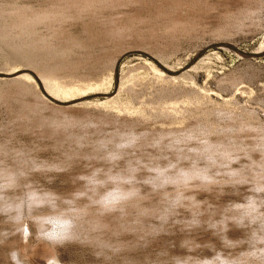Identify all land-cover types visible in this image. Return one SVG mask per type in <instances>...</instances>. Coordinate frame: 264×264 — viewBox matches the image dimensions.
Listing matches in <instances>:
<instances>
[{
  "label": "rangeland",
  "instance_id": "rangeland-1",
  "mask_svg": "<svg viewBox=\"0 0 264 264\" xmlns=\"http://www.w3.org/2000/svg\"><path fill=\"white\" fill-rule=\"evenodd\" d=\"M215 42L264 50V0H0V71L20 73L0 79V173L17 176V186L3 195L18 201L36 190L51 195L55 211L78 212L73 238L58 245L40 239L32 219L54 214L49 205L25 209L19 223L0 216V264H12L13 250L23 264H172L174 257L212 254L188 253L184 240L220 247L207 222L243 199L246 187L221 183L186 192L201 202L202 213L201 226L189 231V209L160 219L165 193L175 189L146 181L155 167H189V149L200 147L199 139L242 156L259 142L261 134L247 127L264 129V57L211 48L176 77L144 56L121 58L143 51L176 71ZM119 59L115 94L88 98L112 91ZM22 70L71 104L52 105ZM189 135L197 139L185 142ZM248 163L242 158L232 167ZM225 171L213 174L225 181ZM129 190L138 195L114 207L101 201ZM228 235L243 233L232 227Z\"/></svg>",
  "mask_w": 264,
  "mask_h": 264
},
{
  "label": "clouds",
  "instance_id": "clouds-1",
  "mask_svg": "<svg viewBox=\"0 0 264 264\" xmlns=\"http://www.w3.org/2000/svg\"><path fill=\"white\" fill-rule=\"evenodd\" d=\"M247 131L261 135L259 142L250 151H243V156L235 148L214 144L207 138H203L198 140L200 147L189 149L194 154L189 167H178L176 163H169L166 167L150 169L155 176L146 182L150 183L154 189L167 186L175 189L174 194L165 193L167 207L160 219L167 221L169 216L181 207L189 209L192 211V218L185 223L189 231L201 226L202 213L200 212L201 202L195 196L186 195V192L194 187L210 191L212 186L223 183L226 186L246 187L248 193L243 199L227 204L220 219L207 222L208 229L217 237L220 247L217 248L214 244L201 245L191 239L184 240L181 247L188 253L207 248L212 254L174 257L172 264H264V129L248 126ZM194 139L197 138L189 135L185 142ZM176 143L179 144L181 141ZM253 152L259 154V160L252 158ZM242 158L250 163L233 168L232 165L239 164ZM182 159L190 158L182 157ZM39 167L37 165L36 170H39ZM214 168L225 169L224 175L228 179L218 180L219 173L213 174ZM112 179L132 183V177ZM16 186L17 176L14 172L0 173V216L19 223L23 219L25 209L31 213L33 209L49 205L54 210V214L32 217L38 225L40 239L58 245L73 238L74 218L68 212L55 211L57 206L50 194L31 190L18 201L10 200L3 195L6 190L14 189ZM137 195L136 190L117 191L106 206L114 207L121 201L130 200ZM230 225L241 231L243 235L238 239L229 237L228 232L232 230ZM27 236L28 232H25L24 238L26 239ZM106 247L111 248L113 252L121 250L119 245H106ZM9 256L12 264H23L18 251L13 250Z\"/></svg>",
  "mask_w": 264,
  "mask_h": 264
},
{
  "label": "water",
  "instance_id": "water-1",
  "mask_svg": "<svg viewBox=\"0 0 264 264\" xmlns=\"http://www.w3.org/2000/svg\"><path fill=\"white\" fill-rule=\"evenodd\" d=\"M211 48H225L228 49L232 52L237 53L238 55L244 57V58H250V59H260L262 57H264V50L261 51H247L244 49H241L237 46H235L232 43L229 42H215V43H211L209 45H207L206 47H204L203 49H201L199 52H197V54L189 61V63L183 67L180 70H170L167 69L163 64H161L155 57H153L152 55L143 52V51H129L124 53L122 57L126 56V55H130V54H138L141 56H144L146 58H148L149 60H151L156 66L157 68H159L163 73H165L167 76L169 77H176L178 75H180L185 69H187L188 67H190L206 50L211 49ZM120 58V59H121ZM119 60H117L116 64H115V68H114V85H113V89L111 92H107V93H96L90 96H87L88 98H109L112 97L115 94V91L117 89V83H118V65H119ZM28 73L30 74L38 83L39 89L43 95V97L50 102L52 105L57 106V107H65L69 104H71L70 101H60L55 99L54 97L50 96L49 94H47V92H45L43 85L41 84L38 76L31 70H22L21 73ZM18 74V72H13V73H4V72H0V79H12L14 77H16Z\"/></svg>",
  "mask_w": 264,
  "mask_h": 264
},
{
  "label": "bare ground",
  "instance_id": "bare-ground-1",
  "mask_svg": "<svg viewBox=\"0 0 264 264\" xmlns=\"http://www.w3.org/2000/svg\"><path fill=\"white\" fill-rule=\"evenodd\" d=\"M83 2V1H82ZM62 14V13H61ZM251 14V13H250ZM237 20V19H236ZM179 22H181V21H179ZM158 60V59H157ZM161 64H162V62L160 61V60H158ZM164 65V64H163ZM166 65V64H165ZM164 65V66H165ZM167 68V67H166ZM155 69H157L156 67H155ZM168 69V68H167ZM159 72H161L162 74H163V72L162 71H160L159 69H157ZM171 70V69H170ZM1 72V71H0ZM38 78H40V77H38ZM41 81V80H40ZM42 84V83H41ZM45 87V86H44ZM46 89V90H45ZM45 92H47V94H49L50 96H52V97H54L55 99H57V100H59L58 98H56L51 92H49V90L45 87ZM61 101V100H60ZM130 191V190H129ZM116 194V192H114V193H109L108 195H106V196H104V197H102L101 198V201L103 202V203H106V202H108V201H110L111 199H112V197L114 196ZM100 203V202H99ZM108 207V206H107ZM103 209V208H102ZM76 213H78V212H75V214ZM75 214H73V213H70V215L72 216V217H74V215ZM76 216H78L77 214H76ZM74 220H75V218H74ZM89 222V221H88ZM53 258V257H52Z\"/></svg>",
  "mask_w": 264,
  "mask_h": 264
}]
</instances>
